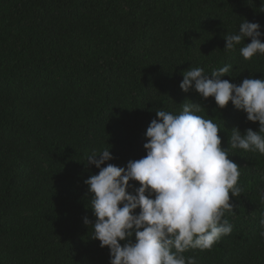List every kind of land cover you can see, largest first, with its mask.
I'll return each mask as SVG.
<instances>
[{
  "label": "trees",
  "instance_id": "1",
  "mask_svg": "<svg viewBox=\"0 0 264 264\" xmlns=\"http://www.w3.org/2000/svg\"><path fill=\"white\" fill-rule=\"evenodd\" d=\"M243 19L264 33V0H0V264H110L83 222L96 219L84 181L99 172L87 158L109 149L101 167H126L146 156L157 110L201 104L197 115L221 127L225 149L233 127L258 131L231 101L221 109L180 88L197 67L210 76L231 65L221 79L237 85L264 79V55L245 60L244 42L224 49ZM227 150L241 173V194H229L233 211L223 217L232 231L183 255L264 264V155ZM129 184L135 194L139 182Z\"/></svg>",
  "mask_w": 264,
  "mask_h": 264
},
{
  "label": "clouds",
  "instance_id": "2",
  "mask_svg": "<svg viewBox=\"0 0 264 264\" xmlns=\"http://www.w3.org/2000/svg\"><path fill=\"white\" fill-rule=\"evenodd\" d=\"M260 28L243 19L238 33L225 35L224 49L244 42L240 54L245 60L264 55ZM246 38L251 42L245 43ZM230 68L213 69L210 76L203 68H192L183 73L180 88L213 97L221 109L231 101L247 120L258 121V131L248 128L242 134L233 127L229 147L264 155V79L249 77L239 85L221 79ZM200 111L201 104L194 102L184 103L179 114L157 110L146 130V156L128 161L126 167H101L113 158L109 149L88 156L86 163L99 169L84 181L93 194L96 219L85 216L83 222L92 226V238L109 248L110 264H197L195 257L183 253L210 250L231 233L232 225L223 217L233 211L229 194H241L239 165L229 158V147L221 146V127L197 115ZM132 180L140 185L135 194L127 190ZM260 224L264 227V216ZM133 234L134 242L129 239Z\"/></svg>",
  "mask_w": 264,
  "mask_h": 264
}]
</instances>
